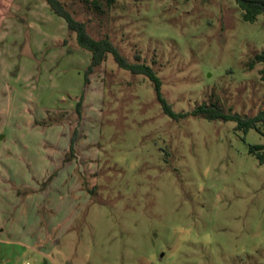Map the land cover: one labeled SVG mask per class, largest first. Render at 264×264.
<instances>
[{"label": "rangeland", "instance_id": "1", "mask_svg": "<svg viewBox=\"0 0 264 264\" xmlns=\"http://www.w3.org/2000/svg\"><path fill=\"white\" fill-rule=\"evenodd\" d=\"M60 1L93 39L152 68L172 111L186 116H167L151 82L109 54L88 87L90 54L44 0H0V187L20 194L18 207L0 200V264H264V151L250 152L264 136L191 114L202 103L241 117L264 111L261 66L248 68L264 50V14L246 22L235 0H116L102 13L86 0ZM27 116L70 135L84 120L93 156L76 176L66 169L61 212L39 210L43 225L56 222L47 232L4 231L28 218L18 214L28 191L16 179L31 168L14 148L47 140L14 128ZM59 170L49 169L41 191Z\"/></svg>", "mask_w": 264, "mask_h": 264}, {"label": "trees", "instance_id": "2", "mask_svg": "<svg viewBox=\"0 0 264 264\" xmlns=\"http://www.w3.org/2000/svg\"><path fill=\"white\" fill-rule=\"evenodd\" d=\"M51 13L64 20L69 33H74L77 46L90 54V61L85 71V85L89 83L88 76L101 66L106 55H111L117 67L128 71L133 75H141L146 77L152 84L157 101L163 108V112L170 118L176 119L184 117L186 114H176L172 111L170 105L165 100L160 92L161 82L152 68L138 61L136 56L135 62H129L117 49V47L107 38L95 40L87 32L83 22L74 19L73 15L65 9L60 0H44ZM116 0H86L89 6L97 13L103 12V6L111 8ZM237 7L242 12V20L253 22L256 16L264 14V0H235ZM256 65H260V78L264 81V50L255 54L248 63V68L251 70ZM83 95L79 98L75 105V119L77 123L82 118L83 113ZM194 116H201L208 120H221L236 123V128L246 131L248 129L256 130L261 136H264V111H259L252 117H241L237 113H224L215 104L206 105L202 103L191 112ZM78 137L76 128L71 130L69 149L64 161L69 162L73 159L74 141ZM264 151V145L253 146L250 152ZM258 159L261 164H264V153L258 154Z\"/></svg>", "mask_w": 264, "mask_h": 264}, {"label": "crops", "instance_id": "3", "mask_svg": "<svg viewBox=\"0 0 264 264\" xmlns=\"http://www.w3.org/2000/svg\"><path fill=\"white\" fill-rule=\"evenodd\" d=\"M92 86V81H90L89 86ZM93 99L92 94L90 96V93L87 92L85 95V99L83 101V105H85V111L86 106L88 105L89 101ZM44 117L43 114L36 113V119H42ZM33 117L27 116L26 122H16V124L13 126L14 128H18L21 131H25V135H35V133L41 132V130L47 134L46 138L47 140L43 142H40V146L36 144V142H33L32 144L29 143L26 146L23 144L25 142L20 141V145L14 149H16V152L19 154H14L15 157H19L20 155H27L28 157V164L31 170L26 171L27 179L26 180H17L16 185L22 188H26L28 191L26 193L27 196H25V203L27 204V209L24 211V208L21 207L20 211L18 212L21 217L27 218L26 223L23 225L19 224H12L8 223L5 226L4 231H15V230H25L27 227L31 228V231L33 230H41V231H51L55 229L56 222H54L53 219H48L45 225H43L42 221L38 220L37 214L40 209L51 212L53 217L56 216L58 213L61 212L62 204L65 202V199L68 200L66 196H62L60 194V191L62 190L64 192V187L61 183L64 184V181L67 178V172L66 169H70L68 172V178H70L71 175L76 176L77 170L75 168H81V167H92V164L90 161L92 160V154L91 150L86 149V145H84V141L82 143V138L84 135L83 127H84V120H82L81 126L78 128V137L77 143L74 145V156L73 159L69 162H65V156L69 149V140H70V132L69 129H62L60 125H55L48 128H41L38 126H32ZM20 123V124H19ZM63 130L64 137L61 139V141H57L56 135L59 132V130ZM21 136V135H20ZM35 137V136H34ZM40 138H36L38 141ZM81 139V140H80ZM32 141V139L30 140ZM29 153V154H28ZM11 160L10 156L5 153L3 160ZM60 166V170L57 172L55 178L52 180V182L44 189H39V182L43 181L49 174L50 168H58ZM81 172L80 170H78ZM63 175V176H62ZM74 176V177H75ZM59 181V187L55 188L54 192L51 189V186L55 184V181ZM61 191V192H62ZM64 194V193H63ZM20 195L19 193L15 192L11 187L9 186H2L0 187V200L2 199L5 201L6 199H10L12 206L18 207L17 202H19V198L17 197ZM3 208V206H0V208ZM29 208V209H28ZM61 209V210H60ZM34 214L35 218L34 221L30 220V216ZM22 217V219H23ZM24 218V219H25ZM53 220V221H52ZM20 223V222H19ZM31 223V224H29Z\"/></svg>", "mask_w": 264, "mask_h": 264}]
</instances>
